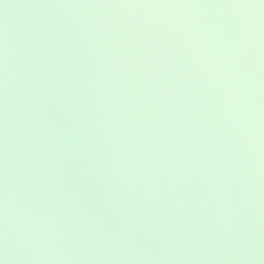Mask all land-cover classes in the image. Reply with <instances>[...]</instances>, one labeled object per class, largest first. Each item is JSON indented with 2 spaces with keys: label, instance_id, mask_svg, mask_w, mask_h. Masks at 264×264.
I'll return each instance as SVG.
<instances>
[{
  "label": "water",
  "instance_id": "obj_1",
  "mask_svg": "<svg viewBox=\"0 0 264 264\" xmlns=\"http://www.w3.org/2000/svg\"><path fill=\"white\" fill-rule=\"evenodd\" d=\"M0 264H264V0H0Z\"/></svg>",
  "mask_w": 264,
  "mask_h": 264
}]
</instances>
